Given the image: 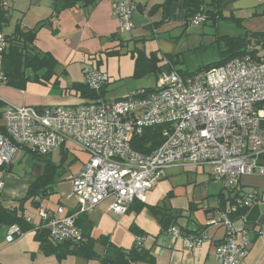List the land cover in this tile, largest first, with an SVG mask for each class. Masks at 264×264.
Returning <instances> with one entry per match:
<instances>
[{"label": "built area", "instance_id": "1", "mask_svg": "<svg viewBox=\"0 0 264 264\" xmlns=\"http://www.w3.org/2000/svg\"><path fill=\"white\" fill-rule=\"evenodd\" d=\"M10 1L0 0V6L7 8ZM136 10L132 0L112 3L120 32L133 29ZM203 20L197 14L190 26ZM6 46L0 32V85L4 83ZM82 76L83 83L95 92L109 82L108 74L95 68L84 67ZM156 86V91L145 95L114 100L100 97L73 106L4 107L0 167L14 163L24 150L45 156L72 146L88 156L71 177L66 195L76 201V212L68 214L63 206L48 209L40 205L37 209L39 227L48 231L52 241L81 242L83 234L75 223L79 214L109 199L111 211L123 215L134 201L145 202V194L170 168L207 165L211 178L225 190L236 189L244 176L257 173L264 177V55L246 54L188 75L165 70ZM157 125L163 127L160 144L148 153L135 151L132 138ZM256 204H264V192L241 193L230 211ZM211 225L225 229L215 247V264H240L249 247L248 231L235 229L220 210L205 223ZM256 233L264 240V230ZM166 235L181 239L185 249L199 247L207 239L205 230L200 235H183L171 227ZM12 240L11 235L6 239Z\"/></svg>", "mask_w": 264, "mask_h": 264}, {"label": "crops", "instance_id": "2", "mask_svg": "<svg viewBox=\"0 0 264 264\" xmlns=\"http://www.w3.org/2000/svg\"><path fill=\"white\" fill-rule=\"evenodd\" d=\"M28 1L34 3L38 0ZM53 1L45 0L48 3V13L46 11L40 18L30 22L25 21V23L17 20L16 24H19L22 29H31L37 26L34 46L39 51L48 53L56 59L55 78L47 84H38L37 89L34 90L29 88L17 90L1 84L0 99L5 103V106L8 104L16 107L31 106L41 108L44 106H73L79 104L77 100L69 99L67 93H64L62 89H67L73 84H83L82 69L85 66L82 62L80 63L81 57L87 56L92 61L101 59L106 51L113 48L116 39H120L119 23L117 18L112 14V3L116 0H96L86 8L80 6L66 8L59 14L53 13ZM163 1L145 0L144 5L135 2L139 5V9L133 13L132 20L134 27L130 32L139 31L142 33L144 30H147L151 32V36L154 39H159L160 33H169L175 27H182L184 23L181 2L166 5L156 10L154 14L148 15L152 6L162 4ZM21 2L22 0L10 1L11 5L10 7L8 6L9 24L10 20H13L10 9L15 11ZM163 19L165 22L158 28H149L150 24L160 22ZM42 20H47V23L38 25V22ZM9 24L6 26H9ZM187 27L191 26L188 25ZM13 30L14 25L9 33L3 34H10ZM77 57L78 60H75ZM93 67L95 69L98 67V69L102 70L99 66L95 67L94 65L90 68ZM42 73L43 71H40L37 75L40 76ZM55 79L58 80V85L53 87ZM109 84L110 77L105 92H107ZM71 94L73 97H79L76 93H69V96ZM0 125H2L1 120ZM26 156L32 162V156L23 152L14 163L6 166L8 167L6 170L0 169V184L2 185L0 189V204H10L25 197L28 185L34 181L36 175L39 173H22L19 176L16 172H13L14 164L21 162ZM48 156L51 159V153ZM72 159H74L73 163L66 167V172L59 181L63 180L71 183V177L81 169L82 165L87 161L88 156L86 153L81 152L80 154H74ZM77 159L78 162H75ZM172 169H176L177 174L180 173V170L186 173V185L190 184L188 182L189 173H205L204 167L198 166L174 167ZM208 175L211 179L210 171ZM171 176L172 174L168 175L167 173L164 179L159 181L145 194V202L134 201L123 215L116 216L111 211V201L109 199L97 205L91 212L79 214L75 223L84 235L83 240L87 238L97 240L105 237L116 247L129 249L137 241V237L131 232V228L136 227L144 233L143 237H138L141 243L140 246L150 251L154 262H136L134 264H215V247L224 238L225 229L218 225L205 226V223L220 210L223 200L234 197L237 193L264 192V182H258V184L252 179L245 178L242 180L241 178L236 189L225 192L224 189L220 188L216 194L210 196L212 197L210 203L207 202V205L203 206L202 200L196 202L198 197L194 195L195 185H191L190 191L188 189L181 191L178 188L183 187L168 183ZM70 183L68 191L70 190ZM180 193L184 196H181ZM178 198L184 199L183 207H186V210L181 207L182 205L177 203ZM66 200L69 202L72 199ZM72 201L70 202L72 204L67 202L62 204L58 201L51 203L50 206H45L41 203V206L48 209L63 206L68 214H74L77 210V205L76 201ZM135 204H144L145 207L136 212L133 208ZM163 204L171 209L175 215L187 211L186 217L182 216L179 218L183 219L184 223L179 224L187 226L191 231L205 230L207 239L199 247L185 249L181 239L171 238L168 235H159L160 227L146 207ZM192 204L197 205V209L201 210L196 212L194 216L190 213V210H193ZM34 213L35 215L33 216L31 213L25 212L26 219L30 218V221H26L35 226L31 230L22 232L17 226H0V264H98L95 260H89L71 253L67 254V248L59 246L63 243L54 242L49 237L48 243L51 245V249L42 248L39 241L35 238L36 230L40 228L41 220L37 215V210ZM246 215L242 219L233 221L230 219L235 229H246L248 231L249 247L240 264H264V240L256 234L258 230H264V228L256 223H246L244 220ZM174 228L178 229V226H174ZM10 235L13 237V240L7 242L6 239ZM94 250L102 253L103 247L95 244Z\"/></svg>", "mask_w": 264, "mask_h": 264}, {"label": "trees", "instance_id": "3", "mask_svg": "<svg viewBox=\"0 0 264 264\" xmlns=\"http://www.w3.org/2000/svg\"><path fill=\"white\" fill-rule=\"evenodd\" d=\"M95 1L96 0H54L52 3V10L54 14H59L66 8L76 6L86 7ZM175 2L182 3L184 23L182 27L184 29L186 26L190 25V22L197 14H200V16L204 18L201 24H207L210 21H213L216 24V22L221 19L231 20L235 23H239L241 20L236 18L233 13L229 16H224L223 12L225 10L223 9V4L226 0H164L162 4L152 6L148 15L150 16L161 7L171 5ZM137 9H139V5H137ZM261 14L264 15V10ZM8 22V7L3 8L0 6L1 31ZM164 22L165 20L163 19L160 22L152 23L149 25V28H158ZM44 23H47V20L39 21L38 25ZM36 30L37 26L31 29H22L19 24H15L12 33L5 35L7 46L3 53L2 61L4 86H9L17 90H24L30 82L47 84L55 78L57 61L50 54L41 52L34 46ZM257 46H260L261 49L264 50V32H246L243 37L214 35V40L207 47L216 50L218 57L217 60L192 72H189L188 70L181 72L180 70L175 69V64L183 63V60H180L179 54H165L163 57L158 58L156 52H151L148 55L145 51L138 50L135 59V71L140 74L152 72L156 75V81L158 80L159 75L165 70L176 71L180 75L194 74L219 67L233 58L241 57L246 54L256 56L258 55ZM203 48L205 47L200 46L198 50ZM117 52L118 51L112 48L106 51L105 54L109 57V55H113V53ZM96 62L98 66L102 63L101 61ZM96 68L98 69V67ZM28 71L33 73V79L27 75ZM40 71H43V73L39 76L37 73ZM107 84L99 92L90 90L84 83L73 84L67 89L62 90L64 93L68 94L76 93L80 98L95 100L100 97L104 98ZM57 85L58 80L55 79L52 86L56 87ZM156 90L157 86L155 85L144 91L135 92L132 96L145 95ZM4 107L5 103L0 99V120ZM162 129L163 127L161 125L145 128L140 135H136L132 138L131 147L140 153H148L152 149H155L162 141ZM1 133H4L2 125H0V134ZM23 152L31 155L34 160L39 162V173L36 175L34 181L28 185L25 197L10 204H0V226H17L22 232L35 228L33 224L26 221V204L28 203L32 209L37 210L40 207L42 200L52 194L57 182L66 172V167L70 166L74 161V159L67 161L68 153L64 148H60V160L58 163L52 162L48 155H37L29 150H24ZM7 168L8 167H0L1 170H6ZM239 196L240 193H237L234 197H229L221 203L220 211L224 212L232 221L242 219L249 210L245 207L236 206L235 211H230V207L235 204V201ZM144 207V204L133 205L136 212ZM146 208L160 227L159 235H166L169 229L174 226H178V229L183 235H200V233L204 231H191L187 226L179 224L178 220L182 217V214L179 213L178 215H175L165 204L147 206ZM131 232L137 237V239L144 235V233L136 227H132ZM35 238L39 241L42 248L47 250L51 249V245L48 243V231L46 229L40 227L36 230ZM95 244H99L103 247L102 253H98L94 250ZM140 245L141 243L138 244L136 241L131 248L122 249L111 244L107 238L101 237L97 240L87 238L81 242L71 244L69 242H64L59 246L67 248V254L71 253L89 260H95L98 264H134L136 262L153 263L154 259L150 251L142 248Z\"/></svg>", "mask_w": 264, "mask_h": 264}, {"label": "rangeland", "instance_id": "4", "mask_svg": "<svg viewBox=\"0 0 264 264\" xmlns=\"http://www.w3.org/2000/svg\"><path fill=\"white\" fill-rule=\"evenodd\" d=\"M136 3L144 5L145 0H132ZM227 1V0H226ZM11 4H9L10 7ZM48 3L45 0H38L37 2H30L28 0H22L20 6L14 10L10 9V14L13 17V20H10L9 26L3 27V31L0 32L3 34L9 33L13 29V25L16 24L17 20L23 23L33 21L37 18H40L42 14H45L47 10ZM90 6V4L88 5ZM86 6V7H88ZM8 7V8H9ZM85 7V8H86ZM264 10V2L260 5H257L252 8L236 9V10H225L223 12L224 16H229L231 13L234 14L236 18L241 19L239 23H235L231 20H218L216 24L213 21L208 22L207 24H198L196 27L191 28L187 27H175L169 33H160L159 39H154L151 36V32L144 30V32H120V39H116L114 44V50L118 51L109 55L103 54L101 59H96L92 61L88 59L87 56H83L80 59V63L85 67H91L94 65L98 66L96 61H101V68L104 72H107L110 77V84L108 85L107 92L104 95L105 99H115L118 97H128L132 96L133 93L141 92L147 88L157 85L156 75L152 72L150 73H136L135 71V59L137 57V51L143 50L146 54L151 52H156L157 57H163L165 54H179L180 60H183V63L175 64V69L183 72L188 70L192 72L206 64L212 63L217 60V52L215 49L207 47L214 40V35H227L230 37L244 36L246 32H264V15L261 13ZM257 14V15H255ZM3 34V35H4ZM8 35V34H7ZM5 36V35H4ZM164 43V44H162ZM205 47L201 50H198L199 47ZM185 47V49H183ZM257 54L260 56L264 55V50L260 46H257ZM187 49V50H186ZM135 52V53H134ZM99 58V57H98ZM78 60V57L75 59ZM164 62V60H163ZM94 68V67H93ZM100 70V69H99ZM29 75L33 79V73L28 71ZM32 81V80H31ZM37 82H30L26 88L37 89ZM30 86V87H29ZM67 97L70 99L77 100V102L83 101H92L93 99L79 98L67 93ZM82 102V103H83ZM67 151V161H70L74 154H80L81 152L70 146ZM264 159V155H263ZM51 160L54 163H58L60 160V150L56 149L51 153ZM78 162V159L75 161ZM204 167L205 173L199 172L198 174H188L190 184L186 185V173L180 170V173L177 174L176 169H167L166 174H172L169 178L168 183L177 184L183 188H178L181 191H190L191 185H195L194 195L197 198V201H203V206L207 205V202L210 203L212 194H216L217 191L221 188V184L212 178L210 179L208 173L210 167L207 165L198 166ZM40 164L37 160H34L32 157V162L26 156L21 160V162L14 164L13 172H16L17 175L21 176L22 173H36L39 172ZM25 171V172H24ZM67 174V173H66ZM208 177V178H207ZM249 178L254 180V182H264V177H261L259 174L255 173L249 176L242 177V180ZM187 182V183H188ZM195 182V184H193ZM69 181L60 180L52 194H50L46 199L42 200V204L45 206H50L51 203L60 201L64 204L65 202L72 204L71 201L66 200V194L69 188ZM71 184V183H70ZM259 184V183H258ZM197 188V189H196ZM225 190V189H224ZM227 190H225L226 192ZM181 196H184L180 193ZM209 194V195H207ZM184 199L178 198L177 203L179 205H184ZM193 210H190L192 216L196 212L201 211L197 209L198 206L192 204ZM186 210V207H183ZM30 205L26 204V212L35 215L34 211ZM188 214L187 211L182 212V216L186 217ZM179 223H184L183 219L178 220Z\"/></svg>", "mask_w": 264, "mask_h": 264}, {"label": "water", "instance_id": "5", "mask_svg": "<svg viewBox=\"0 0 264 264\" xmlns=\"http://www.w3.org/2000/svg\"><path fill=\"white\" fill-rule=\"evenodd\" d=\"M260 1L262 3L264 2V0H227L223 4V9L230 11L236 9L252 8L259 5ZM231 2L233 3L230 5ZM167 72H169V70H167ZM244 220L246 223H256L257 225L264 228V204L253 205L249 209Z\"/></svg>", "mask_w": 264, "mask_h": 264}, {"label": "flooded vegetation", "instance_id": "6", "mask_svg": "<svg viewBox=\"0 0 264 264\" xmlns=\"http://www.w3.org/2000/svg\"><path fill=\"white\" fill-rule=\"evenodd\" d=\"M234 1H236V0H234ZM232 3H233V2H231L230 5H231ZM259 3L261 4L262 2L260 1ZM260 4H259V5H260ZM230 5H229V6H230Z\"/></svg>", "mask_w": 264, "mask_h": 264}]
</instances>
